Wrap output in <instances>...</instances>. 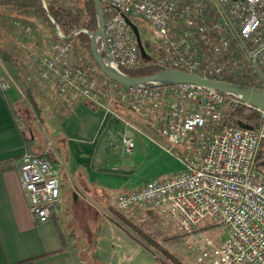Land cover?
Masks as SVG:
<instances>
[{
    "label": "built area",
    "instance_id": "1",
    "mask_svg": "<svg viewBox=\"0 0 264 264\" xmlns=\"http://www.w3.org/2000/svg\"><path fill=\"white\" fill-rule=\"evenodd\" d=\"M101 1L112 64L125 74L141 67L145 59L162 69L218 81L261 80L253 61L264 73V0ZM133 18L151 26L147 41L139 28L137 37L129 25ZM32 69L27 82L52 84L59 97L70 101L78 96L108 114H114L111 105L129 110L157 130L172 148H179L174 156L181 170L119 195L117 211H154L178 220L180 238L196 253L198 264H264V171L255 168L259 143L264 139V110L196 85H121L86 58H76L71 41L52 43L48 55L34 53ZM15 85L16 76L0 59V89L6 92ZM242 107L258 112L261 125L245 129L228 123L229 113ZM120 145L125 156H133L134 138L124 135ZM17 166L32 220L38 225L48 222L62 200L60 159L51 149L45 154L26 150ZM208 218L226 231L220 244L205 236L202 224Z\"/></svg>",
    "mask_w": 264,
    "mask_h": 264
},
{
    "label": "crops",
    "instance_id": "2",
    "mask_svg": "<svg viewBox=\"0 0 264 264\" xmlns=\"http://www.w3.org/2000/svg\"><path fill=\"white\" fill-rule=\"evenodd\" d=\"M16 80L18 86L0 89V264H168L139 238L140 233L147 237L146 232L131 221L148 212L118 211L134 231L113 211L119 195L181 170L170 153L172 147L165 151L163 137L142 121L135 128L134 119L119 120L84 99L70 100L68 112L61 109L45 121L59 146L51 153L62 156L56 155L64 167L62 200L48 222L35 224L17 162L26 150L34 154L48 150L42 152L34 137L27 143L21 121L30 118L36 125V110L28 102L43 111L55 86L40 80L29 83L24 76ZM118 113L136 118L126 111ZM124 135L135 139L133 156L122 155ZM168 160L170 167L159 164Z\"/></svg>",
    "mask_w": 264,
    "mask_h": 264
},
{
    "label": "rangeland",
    "instance_id": "3",
    "mask_svg": "<svg viewBox=\"0 0 264 264\" xmlns=\"http://www.w3.org/2000/svg\"><path fill=\"white\" fill-rule=\"evenodd\" d=\"M14 10V8L7 7L0 8V59L6 64L8 70L13 73V75H15L17 79H19V77L21 76H24V78H26L28 73L33 70L32 66L34 53L48 55L49 48L51 44L56 41V35L58 34L56 30L51 26L48 18L39 15L33 9H25L13 13ZM133 22L140 29L143 39L147 41V37L152 32L151 26L148 23L144 22L142 19L136 20L133 18ZM150 45L151 47H153L154 43H151ZM54 92L55 93L51 96L52 98L50 99V105L45 104L43 111L36 110V121L38 120L36 125L30 118L27 119L28 121L26 122L25 120L21 121L22 128L26 132L28 139H32V133H34V138L37 139L36 144L40 145V147L42 148V152L51 149V152L55 153L59 148L58 144L55 143V141L52 139L51 131L45 121L52 117L53 114L58 113L59 110L65 109L66 112H68V110H70L69 108L73 106V102L70 101L65 105L62 102L65 99L58 96L55 88ZM74 98L75 101L84 102V100L78 96ZM60 101L61 103L59 106L62 105L61 108L57 107ZM28 103L30 104L28 105L31 106V108H34V104H32L31 102ZM111 110L114 112V114H117L118 110L124 112L126 111L129 115L133 114V112L123 109L117 105H111ZM20 113L22 114L24 112ZM114 114L110 115L111 117H114L116 119L117 116L122 117L128 122L132 121L131 119H134L132 121V125L135 128H137L138 121H142L147 124L145 120H143L136 114H133L136 118H134L132 115H130V118H128L129 116L127 117V115L124 114ZM25 115L26 114H23V116ZM30 129L33 130L32 133L30 132ZM141 140L143 141L144 138L141 137ZM163 140L166 144L165 151H167L171 148V144L165 138H163ZM172 149L173 151L169 150L170 153L173 152L175 155L179 154V148L173 147L171 148V150ZM58 155V157L62 158L60 154ZM122 155L125 156L123 153ZM159 164L170 167L172 165V162L168 160L167 162L164 161ZM149 215L150 214H142L141 216L137 217L136 220L131 219V221L134 224H138L137 226L141 227V230L143 228L144 232H146L145 235L149 239H151L154 243L157 242V247H151L155 251V253L164 261H166V259L172 258L180 264H198L196 253L190 250L180 238L178 224L176 223L178 222V220L172 219L169 216L161 215L158 217L154 214L150 216ZM202 226L204 228L205 236L211 239L215 244H220L225 240L226 231L223 227L218 226L214 222V220L208 218L205 220V222H203ZM139 238L146 244L149 243L147 239L141 234H139Z\"/></svg>",
    "mask_w": 264,
    "mask_h": 264
},
{
    "label": "trees",
    "instance_id": "4",
    "mask_svg": "<svg viewBox=\"0 0 264 264\" xmlns=\"http://www.w3.org/2000/svg\"><path fill=\"white\" fill-rule=\"evenodd\" d=\"M3 7L14 8L15 10L13 13L25 9H33L39 15L48 18L51 26L56 30V25L51 20V18H53L64 37L74 35L71 40L73 55L76 58H86L89 62L97 66L98 70L102 73L92 55V41L91 36L88 34V32L95 33L99 26L96 8L92 0H4L0 3V8ZM56 41H62L58 35H56ZM101 46V42H99V47L101 48ZM162 70L164 69L153 64H147L144 59V64L141 67L125 72L131 77L142 78L155 75ZM229 82L260 88L263 86L261 80L251 78L244 81L229 80ZM33 107L37 110L35 106ZM227 122L235 125H247L253 129L261 125L260 114L256 111L248 112L244 107L231 111ZM30 132L32 133V131ZM32 137H35L34 133H32ZM25 138L27 143L32 140L28 139L26 132ZM255 168L260 171H264V139H261L259 143L255 158ZM113 213L117 219L123 221L121 222L123 225L136 231L135 227H133L130 222H126V220H124L121 213L118 211H113ZM147 214H154L158 217L161 216L154 211H149ZM140 234L142 235V233ZM142 236L145 237L144 235ZM145 238L149 242L147 244L149 247L156 246L151 239L148 237ZM166 262L168 264H180L172 258L166 259Z\"/></svg>",
    "mask_w": 264,
    "mask_h": 264
},
{
    "label": "water",
    "instance_id": "5",
    "mask_svg": "<svg viewBox=\"0 0 264 264\" xmlns=\"http://www.w3.org/2000/svg\"><path fill=\"white\" fill-rule=\"evenodd\" d=\"M3 1L4 0H0V3ZM92 1L94 2L98 17V22H99L98 30L95 33L88 32V34L91 36V41H92L91 44L92 55L96 63L100 67L102 73L111 80L130 88H154L158 86L175 85V84L196 85L200 87L214 89L221 93L238 97L244 103H247L253 107L264 110V89L258 87H252L249 85H241L226 81H218L214 79L204 78L202 76L177 69H164L155 75L142 77V78H134L129 76L128 74L123 73L121 70L114 67L112 64V57L110 55V51L108 49V45L106 42L105 13H104L102 1L101 0H92ZM219 6L226 20L229 22L230 26L232 27L235 36L237 37L243 50L245 51V53L249 58H252V54L249 51L248 46L240 37L236 27L231 22L227 12L222 7V5ZM51 20L56 25V32L59 38H61L64 41H71L73 39L74 35L70 37H64L61 34L55 20L53 18H51ZM128 23L134 30L137 37H139L140 34L138 27L130 20H128ZM99 42H101L102 45L101 48L99 47ZM141 52L142 55L145 56V51L143 49V46H141ZM253 65L264 84L263 71L255 61H253ZM240 126L245 129H253L243 124H240Z\"/></svg>",
    "mask_w": 264,
    "mask_h": 264
}]
</instances>
